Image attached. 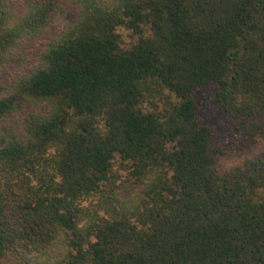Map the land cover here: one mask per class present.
I'll use <instances>...</instances> for the list:
<instances>
[{
	"label": "trees",
	"instance_id": "16d2710c",
	"mask_svg": "<svg viewBox=\"0 0 264 264\" xmlns=\"http://www.w3.org/2000/svg\"><path fill=\"white\" fill-rule=\"evenodd\" d=\"M205 88L264 140V0H0V264H264Z\"/></svg>",
	"mask_w": 264,
	"mask_h": 264
},
{
	"label": "rangeland",
	"instance_id": "374dc122",
	"mask_svg": "<svg viewBox=\"0 0 264 264\" xmlns=\"http://www.w3.org/2000/svg\"><path fill=\"white\" fill-rule=\"evenodd\" d=\"M69 16V20H74L77 17V9L71 8ZM56 30L57 28H55ZM124 34L126 37L127 33ZM195 98L200 106L201 119L205 125L213 128L216 133L212 148L223 152L219 156L217 164V168L221 173H226L264 155V140L250 144L241 132L234 131L228 123L223 109L212 103V89H201L196 93ZM5 264L11 263L6 259Z\"/></svg>",
	"mask_w": 264,
	"mask_h": 264
}]
</instances>
